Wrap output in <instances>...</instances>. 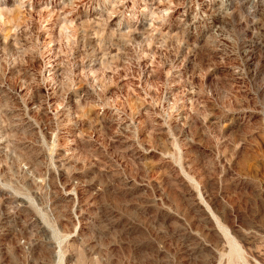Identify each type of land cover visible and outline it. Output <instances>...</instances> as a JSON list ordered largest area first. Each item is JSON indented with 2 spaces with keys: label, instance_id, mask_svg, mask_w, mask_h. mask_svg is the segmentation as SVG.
Returning <instances> with one entry per match:
<instances>
[{
  "label": "rangeland",
  "instance_id": "rangeland-1",
  "mask_svg": "<svg viewBox=\"0 0 264 264\" xmlns=\"http://www.w3.org/2000/svg\"><path fill=\"white\" fill-rule=\"evenodd\" d=\"M0 264H264V0H0Z\"/></svg>",
  "mask_w": 264,
  "mask_h": 264
}]
</instances>
